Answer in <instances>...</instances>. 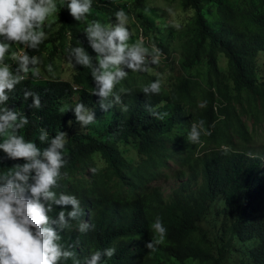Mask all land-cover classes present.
Instances as JSON below:
<instances>
[{
  "label": "trees",
  "instance_id": "16d2710c",
  "mask_svg": "<svg viewBox=\"0 0 264 264\" xmlns=\"http://www.w3.org/2000/svg\"><path fill=\"white\" fill-rule=\"evenodd\" d=\"M163 1L178 2L188 13L175 29L163 17L165 10L161 13L152 0H92L87 21L76 22L63 8L50 18L52 26L45 28L48 38L39 50L29 49L30 56L43 62L40 69L53 65L54 75L49 74L54 77L25 80L9 97L15 95L16 106L23 110L27 109L25 91L41 97V108L24 114L29 119L21 130L26 140L43 149L50 144L39 141L41 129L48 132L49 140L59 132L67 134V165L62 169L67 175L54 190L76 196L83 211L70 220L71 231L53 227L66 245H75L82 262L96 251L114 248V255H102L100 264H264V146L253 143L257 129L264 125V75L259 61L264 55V0ZM120 9L128 16L133 43L140 29L152 39L165 36L160 31L165 26L167 35L179 36L184 46L181 68L188 75L161 82L160 95L142 92L159 77L153 72L142 80L132 77L121 95L124 109L98 113L88 131L74 129L73 114L58 111L73 94V83L82 86L77 103L88 109L96 105L98 111L102 101L113 106L110 97L103 100L92 93L97 85L90 69L72 66L71 81L57 78L62 76L61 61L79 46L96 66V53L84 29L94 20L115 24L114 14ZM27 100L32 103L31 97ZM161 101L166 106L158 107ZM4 106L20 112L10 98ZM175 107L177 112L187 109L198 124L203 121L200 139L205 146L199 155V145L190 144L175 160L177 176L185 180L165 195L155 183L169 176L165 168L172 154L170 149H157L154 130L171 122ZM153 109L168 116L156 119ZM68 121H73L71 126ZM0 158V171L23 162L7 159L2 150ZM52 207L49 215L55 221L65 206ZM157 217L167 232L163 242L149 251L144 242L157 238L150 227ZM81 223L90 225L86 233L79 231Z\"/></svg>",
  "mask_w": 264,
  "mask_h": 264
},
{
  "label": "clouds",
  "instance_id": "9594fccd",
  "mask_svg": "<svg viewBox=\"0 0 264 264\" xmlns=\"http://www.w3.org/2000/svg\"><path fill=\"white\" fill-rule=\"evenodd\" d=\"M63 8L68 10L76 22H85L92 13V0H0V150L9 160L23 161L13 164L6 171H0V264H62L69 259H72L73 264H100L102 255L111 258L115 253L114 248H107L103 252L92 253L82 262L77 258L75 245L63 242L60 232L53 224L58 225L60 230L71 231L73 225L70 220L83 215L81 203L76 196L63 193L58 195L54 190L67 175L62 172L67 165L64 152L67 134L59 132L49 140L48 132L41 129L39 141L50 144L43 149L35 142L26 140L21 130L29 124V119L24 114L41 108V97L35 92L25 91L23 99L26 101V110L16 106L15 95L11 94L9 97V93L14 92L16 86L25 80L46 81L49 77H54L53 65L50 63L46 66L47 72L40 69L43 62L38 56H30L29 49L39 50L40 45L48 38L45 28L52 26L50 18ZM114 15L117 21L115 24H103L94 20L87 23L84 29L90 46L96 53V66L93 64V57L84 48L77 46L69 50V65L90 69L97 85L92 93L103 100L110 97L113 106L108 107L102 101L103 108L98 111L96 105L88 109L83 103H77L78 90L82 86L73 83V94L64 99L63 106L58 111L62 115L66 112L73 114L74 129L88 131L89 125L96 122L98 113L120 107L124 109L121 95L132 77L142 80L153 72L159 77L144 86L142 92L160 95L161 82L175 80L179 74L186 73L181 68L184 46L179 36L172 37L168 34L167 37L152 39L143 33L144 38L140 40L139 35L143 32L140 29L138 41L133 43V33L127 26L128 16L125 11L120 9ZM170 26L175 29L177 24L170 23ZM175 31L177 33L178 30ZM148 41L156 44H148ZM13 45L15 50L11 51ZM178 50H182L181 53H177ZM158 66L159 71L155 72ZM203 68L202 65L198 67L201 70ZM175 70H178L177 76ZM165 72L167 74L164 78L160 74ZM69 75L70 80L65 76L55 77L71 81L73 71ZM29 97L32 98V103L27 100ZM9 98L20 112L4 106ZM157 106L163 107L166 104L161 101ZM158 111H152L156 119L163 120L168 116L167 112L157 113ZM171 114L173 119L169 124L154 130L157 149H170L169 153L172 154L165 168L168 175L172 168L168 162H175L183 156L188 145L198 144L197 154L205 146V142L200 139L203 121L200 124L195 122V117L190 116L187 109L177 112L175 107ZM72 122L68 121L69 126ZM221 148L225 150L227 146L223 145ZM2 161L3 158H0V162ZM179 173L180 171L163 178L173 180L168 194L175 185L179 186ZM162 191L164 192L163 189ZM53 205L65 206V210L58 212V220L55 221L49 215L53 211ZM68 205L72 206L71 211L66 210ZM89 227L90 225L81 223L79 231L86 233ZM150 227L157 238L151 243L144 242L149 251L155 250L156 245L163 242L167 232L159 217Z\"/></svg>",
  "mask_w": 264,
  "mask_h": 264
},
{
  "label": "rangeland",
  "instance_id": "374dc122",
  "mask_svg": "<svg viewBox=\"0 0 264 264\" xmlns=\"http://www.w3.org/2000/svg\"><path fill=\"white\" fill-rule=\"evenodd\" d=\"M152 5L160 7V12L162 13V10H165V13L163 14V17L166 19V21H169V23H176L179 24L181 21L184 20V18L187 17L188 13L184 10L181 9V7L178 5V2H173V3H165L163 0H152ZM115 5H118V2L114 3ZM59 14V13H58ZM58 14H55L53 16V18H56L58 16ZM109 18V17H108ZM136 19V15H132V20ZM50 21H52V19H50ZM160 31L162 32L161 34L165 35L167 37V30H166V26L163 28H160ZM141 35V36H140ZM139 38L140 40L144 38V35L142 33H140ZM162 38V37H161ZM148 44L151 45H155V42H151L148 41ZM182 50H178L177 53H181ZM260 64H261V68L260 71L261 73L264 75V55H262L259 58ZM71 65H69L68 60L64 59V61H61V68H60V72L62 73V77L65 76L66 79L70 80V73H71ZM159 71V66L155 68V72ZM178 70H175V75L177 76ZM166 72L163 74H160L161 76H163L165 78L166 76ZM69 75V76H68ZM203 81H205L204 76L202 77ZM249 126H251V122H248ZM260 127V126H258ZM257 127V128H258ZM258 132V137L253 141L254 144L258 145V146H264V125L263 128H258L257 129ZM168 163H171V170L169 171V175L170 174H174L179 172V167H178V163L174 162V161H169ZM181 179V178H180ZM185 179H181V182L184 181ZM156 185H158L161 189L164 190L165 195H167L170 191V188L173 185V180L171 178H167V179H163L161 181H159L158 183H156Z\"/></svg>",
  "mask_w": 264,
  "mask_h": 264
}]
</instances>
